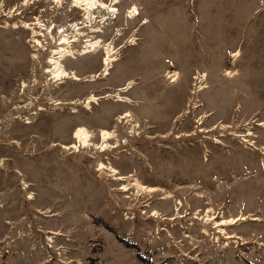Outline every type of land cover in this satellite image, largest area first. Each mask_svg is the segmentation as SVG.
Returning <instances> with one entry per match:
<instances>
[{"label":"rangeland","instance_id":"374dc122","mask_svg":"<svg viewBox=\"0 0 264 264\" xmlns=\"http://www.w3.org/2000/svg\"><path fill=\"white\" fill-rule=\"evenodd\" d=\"M24 1L0 0V264H264V0H119L90 25L110 73L59 26L84 39L55 82L33 25L81 12Z\"/></svg>","mask_w":264,"mask_h":264},{"label":"bare ground","instance_id":"6f19581e","mask_svg":"<svg viewBox=\"0 0 264 264\" xmlns=\"http://www.w3.org/2000/svg\"><path fill=\"white\" fill-rule=\"evenodd\" d=\"M58 2H61L60 0H58ZM119 2V0H110L108 3H105L104 1H100V0H73V5L75 7L78 8H82L85 11V20L86 23L91 22L93 18H95V11H104L105 15L101 18L103 19V23L109 19H114L116 17V15L118 14V8L115 7V5ZM61 4V3H60ZM140 12L139 9L136 5H132L131 8L128 10L127 16L129 18H136L137 16H139ZM28 28V27H27ZM31 28V27H30ZM38 29V28H37ZM73 31L75 32V35L80 34L82 36H84L85 34L82 33L80 31L81 27L80 25H73L72 28ZM96 28H92V31H95ZM48 33L49 35L52 37V39L54 40V36L52 34V29L48 28ZM97 31H101V28H97ZM33 35L37 36V34H41L42 32H38L37 30L34 29L33 31ZM57 34L60 36V39L57 44V48L55 49H51L50 53L51 55L48 57L47 62L49 63V67L46 68V72L48 74V80L55 82L57 80H60L64 77H70L69 74H71V77L75 80V79H79L78 74L76 71H71L68 72L67 69L65 68V66L63 65V60L66 57H71V54H74L76 52V48H74L73 45L69 44L70 42H73L74 44L79 45L81 42L80 37H76L74 39H69L68 38V34L64 32V29L62 27H58L57 28ZM40 37V36H39ZM42 40V39H41ZM38 40L36 39L35 41H37L36 43H38V45L42 46L44 42V40ZM46 41V39H45ZM134 44V43H132ZM100 46H104L105 48V55L103 58V69L102 71L97 75L94 74L92 76L91 81H93L95 79V77L98 76H107L110 73V69L113 67V64L118 60L117 56H116V52L113 43H107V44H102L101 40H93V39H85V42L83 44V49L81 51V54H88L91 52H94L97 48H99ZM240 51L237 50L233 53L234 57L239 56ZM87 80V79H86ZM60 82H63V80H61ZM131 87V83H129L125 88L119 89L118 91H128L129 88ZM116 93V92H115ZM120 92H117V95H119ZM107 97H110V95L108 94ZM101 97H97L95 94H90L89 96H87L82 102H79V104H84L85 107L90 108L92 107L93 104H96L99 102ZM106 98V97H105ZM120 101V100H119ZM30 122V121H29ZM264 125V122L263 124ZM100 132V139L101 142L96 144V148H99L101 150H105L108 145H109V140L112 138V133L106 129H102L99 131ZM74 143L66 146L64 145V148L66 149H70L71 147L75 148L76 150H79L80 147H86L88 145H92V131H90L86 126L81 125L79 126L75 131H74ZM102 166H104V164H102ZM113 173L117 174L119 171L115 168H112ZM101 175L103 176V172L101 173ZM128 186L127 185H123V191H127L128 190ZM153 192L154 189L150 188V187H146V186H140L138 188V192ZM32 197V196H31ZM53 233H57V232H53ZM53 238V236H50ZM49 240H51L49 238Z\"/></svg>","mask_w":264,"mask_h":264},{"label":"flooded vegetation","instance_id":"af4514ba","mask_svg":"<svg viewBox=\"0 0 264 264\" xmlns=\"http://www.w3.org/2000/svg\"><path fill=\"white\" fill-rule=\"evenodd\" d=\"M34 1H36V0H25L24 2H23V4L24 5H27V4H29V3H33ZM55 2H56V4H57V6L58 7H62V5L64 4V0H60L61 2H58V0H54ZM105 1H109V0H105ZM71 2H72V6H74L73 5V0H71ZM61 3V4H60ZM78 8V7H77ZM79 10H80V12H81V18H80V20H78V21H72L71 23H66L67 25L65 26V25H57V23H55V22H51L49 25H46V23L45 22H43V20L41 21L40 19H36V24L35 25H33V27L34 28H39L40 29V31H38V32H42L41 34H37V36L39 37H41V36H43L44 35V33H46L47 35H48V38L50 39V41H51V43H53L55 46H57V44H58V42L57 41H59V39H60V37L58 36V32H57V28L59 27V26H63L64 27V29H68V27H70V28H72V26L73 25H75V24H77V25H80V27L81 28H85L86 30L85 31H83L82 33H84L85 35H88L89 36V38L90 39H95V40H97V39H99L98 37H96L95 36V33H93V31H92V27H90V25H91V22H88V23H86V22H83L82 21V18H84L85 19V11H84V9H82V8H78ZM16 25V26H15ZM30 25L31 24H28V23H24L22 26L23 27H28V28H30ZM15 27H19L18 26V24L16 23V24H14V28ZM48 28H51L52 29V34H53V36H54V40L52 39V37L49 35V31H48ZM53 31H54V33H53ZM100 32V31H99ZM104 31L103 30H101V33H103ZM58 37V38H56V37ZM79 36H82V35H80L79 34ZM78 36V37H79ZM44 37V36H43ZM33 39V38H32ZM76 39H77V37H76ZM84 38H82L81 39V41L83 40ZM36 39H33L32 41L33 42H37V41H35ZM38 40H40V39H38ZM99 40H101V42L102 43H104L103 42V39H99ZM42 41V40H41ZM48 41V40H47ZM38 44V43H37ZM44 49H47L46 47L44 48ZM50 51H51V49H50ZM50 51H49V54H50ZM47 60H48V58H47ZM47 60H46V63L48 64V62H47ZM45 73L47 74V72H46V68H45ZM47 80H48V74L46 75V82H47ZM60 83H63V82H60ZM126 85H128V83L126 82L125 83V85L124 86H126ZM23 87H25V84H23ZM132 87V86H131ZM101 164H103V163H101ZM120 179H122V180H125V179H127L125 176H123V177H120Z\"/></svg>","mask_w":264,"mask_h":264}]
</instances>
